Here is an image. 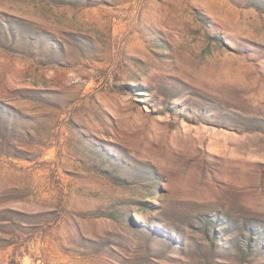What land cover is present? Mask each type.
I'll list each match as a JSON object with an SVG mask.
<instances>
[{
	"label": "rangeland",
	"instance_id": "rangeland-1",
	"mask_svg": "<svg viewBox=\"0 0 264 264\" xmlns=\"http://www.w3.org/2000/svg\"><path fill=\"white\" fill-rule=\"evenodd\" d=\"M0 264H264V0H0Z\"/></svg>",
	"mask_w": 264,
	"mask_h": 264
}]
</instances>
